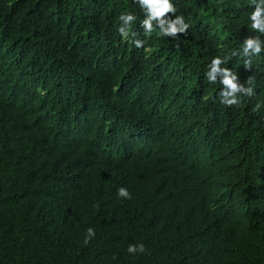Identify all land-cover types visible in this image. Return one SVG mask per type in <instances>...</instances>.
Instances as JSON below:
<instances>
[{"label":"trees","instance_id":"obj_1","mask_svg":"<svg viewBox=\"0 0 264 264\" xmlns=\"http://www.w3.org/2000/svg\"><path fill=\"white\" fill-rule=\"evenodd\" d=\"M173 3L177 38L134 0H0V264H264V52L232 55L250 0ZM216 56L255 77L239 107Z\"/></svg>","mask_w":264,"mask_h":264},{"label":"clouds","instance_id":"obj_2","mask_svg":"<svg viewBox=\"0 0 264 264\" xmlns=\"http://www.w3.org/2000/svg\"><path fill=\"white\" fill-rule=\"evenodd\" d=\"M134 3L144 13V19L141 23V28L145 36H151L152 33L158 30V34L164 37H179V34L187 35L190 25L186 23L183 15H176L178 8L173 3V0H134ZM252 11L250 13V28L258 35L249 36L243 41L242 49L233 52L232 55H242L245 57L244 67L246 69L252 68V58L259 57L264 52V0H250ZM169 14H172L171 16ZM175 17L174 19L172 17ZM121 24L118 32L122 38L129 36V28L136 20V17L131 14L122 13L119 17ZM135 35V33H132ZM137 48L144 46V41L136 39L133 41ZM227 62L226 58L216 56L211 60L207 66L208 70L205 72V77L209 83L215 84L219 81L222 84V89L219 92L220 103L227 107L241 105V97H252L255 95V77H248L246 84L239 82L238 75L228 67H222ZM261 104L257 103L254 111L261 108ZM118 197L124 199H131V194L125 187L118 189ZM96 233L93 228H88L85 236V244L89 243L95 237ZM146 251L145 245L132 244L129 245L127 252L135 255L137 253H144ZM116 257H113L115 259Z\"/></svg>","mask_w":264,"mask_h":264}]
</instances>
